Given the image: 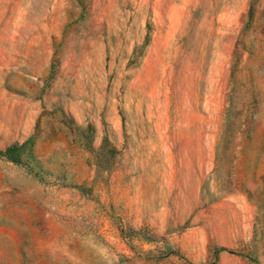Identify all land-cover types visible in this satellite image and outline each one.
I'll return each instance as SVG.
<instances>
[{
    "label": "rangeland",
    "instance_id": "obj_1",
    "mask_svg": "<svg viewBox=\"0 0 264 264\" xmlns=\"http://www.w3.org/2000/svg\"><path fill=\"white\" fill-rule=\"evenodd\" d=\"M0 264H264V0H0Z\"/></svg>",
    "mask_w": 264,
    "mask_h": 264
},
{
    "label": "trees",
    "instance_id": "obj_2",
    "mask_svg": "<svg viewBox=\"0 0 264 264\" xmlns=\"http://www.w3.org/2000/svg\"><path fill=\"white\" fill-rule=\"evenodd\" d=\"M22 146L18 144L11 145L4 150H0V158L4 157L13 163L21 162Z\"/></svg>",
    "mask_w": 264,
    "mask_h": 264
}]
</instances>
